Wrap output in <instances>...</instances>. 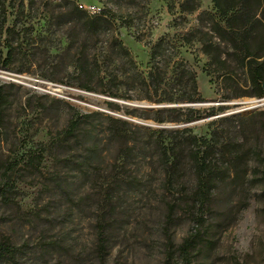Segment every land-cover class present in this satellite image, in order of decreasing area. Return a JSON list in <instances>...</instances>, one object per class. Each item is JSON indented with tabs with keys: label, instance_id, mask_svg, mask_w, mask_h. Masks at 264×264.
<instances>
[{
	"label": "rangeland",
	"instance_id": "374dc122",
	"mask_svg": "<svg viewBox=\"0 0 264 264\" xmlns=\"http://www.w3.org/2000/svg\"><path fill=\"white\" fill-rule=\"evenodd\" d=\"M199 1L200 11H211L210 0ZM115 3L119 9L114 13L111 0H3L6 10L3 28L12 26L16 12L22 8L33 26L12 37L13 62L7 67L0 65V86L10 98L3 111L1 128L5 139L0 144V168L9 162L12 165L5 197L0 195V241L5 239L17 248L13 264H102L95 254L94 230L96 220L102 216L112 225V230L107 231L108 252L103 264H264V92L260 98L223 100L228 87L210 82L204 71L207 60L199 45L182 44V35L194 27L197 13L182 22L168 14L164 0H115ZM74 6L86 12L104 10L115 14L111 36L128 50L143 76L149 69V46L157 40H167L175 61H183L193 70L202 100L155 104L112 99L79 89L76 84L84 82L73 75V62L81 55L92 62L101 55L100 47L107 40L106 37L92 40L84 49L78 42L69 45L65 34L74 39L71 28L63 25L58 29L56 24L61 17L59 12H69ZM128 9L133 12L132 27L122 17ZM3 39L0 38V51L4 53ZM118 55L121 56L119 51ZM99 60L101 70L127 69L121 63H112L105 54ZM90 84L97 90L102 88L97 81ZM65 103L81 114L97 112L125 121L131 126L125 127L128 132L139 128L135 130L137 142L150 137L147 130L172 132L188 128L197 138L204 139H209L210 132L216 130L218 142L226 145L212 156L219 170L210 184L211 210L201 218L193 216L197 207L190 199L195 179L189 145L184 139L187 133L182 139L185 151L184 170L177 182L180 191L174 195L164 191L163 174L158 168L152 171L150 167H142L137 176L141 181L133 180L136 166L131 165L132 161L124 170L120 166L110 169L124 144L120 140L108 141L109 123L104 118L91 116L87 121L103 149L105 164L98 166L99 171L95 167L84 173L78 168L81 155L70 147L71 141L64 145L66 148L47 147L42 151V146H48L50 139L64 129L73 113ZM187 108L198 110L200 117L185 123L153 121L182 119L188 115ZM170 109L179 111L166 112ZM157 110L165 112L159 114ZM127 111L137 113L132 116ZM222 118L243 120L233 126L227 121L219 123ZM105 144H111L112 148L106 150ZM236 151L243 158L234 176L231 158ZM30 156L35 157L33 162L29 161ZM120 170L127 175L126 188L133 181V185H143L144 191L124 196L123 190L117 193L115 186L109 187L114 199L108 202L104 197L105 184L118 177ZM89 175L93 182L90 190L84 184ZM167 204L173 207L175 215L166 232L163 216ZM187 238H193L194 249L188 256L179 255L177 246ZM169 240L173 249L167 246Z\"/></svg>",
	"mask_w": 264,
	"mask_h": 264
},
{
	"label": "trees",
	"instance_id": "16d2710c",
	"mask_svg": "<svg viewBox=\"0 0 264 264\" xmlns=\"http://www.w3.org/2000/svg\"><path fill=\"white\" fill-rule=\"evenodd\" d=\"M111 1L114 4L113 12L115 13L119 8L115 0ZM164 1L167 5L168 14L182 22L185 21L187 16L197 13L194 27L182 35V44L184 46L193 43L199 45L200 53L207 60L204 71L210 77V82L216 81L218 84H224L228 87L226 88V94L223 95V100L228 101L244 97L260 98L262 96L264 92V0H210L211 11H200L199 0ZM132 13L131 9L126 10L124 15L119 13L122 17L124 16L123 18L128 19V27L133 25ZM59 14L61 17L56 24L58 29H61L63 25H67L71 28V34L74 35L73 39L71 35L65 34L68 37L70 46L78 42L80 47L84 49L92 40L99 41L100 38L106 37V43L100 47L103 51L101 55L105 54V57L111 59L112 63L117 62L118 65L121 63L124 67H127V69L120 72L101 70L99 66L101 55L99 57L95 56L92 62L83 55L78 56L72 64V73L78 81L84 82L76 84L79 89L85 92L99 93L112 99L145 100L155 104H187L202 100L197 91L193 70L185 62L175 61L174 54L169 52L170 47H168L167 40L160 39L149 46V69L146 76H143L130 58L128 50L122 46L121 42L111 36V26L116 21L115 14L103 10L90 15L78 6H74L69 12H59ZM0 17L2 19L0 38L4 37L2 47L5 50L4 53L0 51V65L7 67L13 62L15 47L13 42H10L13 40L12 37L33 29V26L28 22L30 20L25 17L22 8L16 12L12 26L3 28L6 21L3 0H0ZM117 51L121 53V56H116ZM93 81H97L102 88L97 90L92 87L90 83ZM121 85L125 88L123 89ZM9 103V96L4 93L3 88L0 86V144L5 139L1 128L3 111ZM65 105L73 110L68 104L65 103ZM107 105L118 109V106L112 103H107ZM177 111L179 110H166L168 113H176ZM164 112V110L156 111L159 114ZM136 113V111H127V114L132 116ZM141 113L143 115L147 114L146 112ZM186 113L188 115L182 119H154L153 121L156 123H185L200 117L198 116L199 111L195 109L187 108ZM91 116L104 118L109 123L107 126L109 142L123 141L124 148L120 147L118 149L114 158L115 162L110 166V169L120 166L119 169L124 170L132 161L131 165L136 166L133 180L141 181L137 176L142 167H150L152 171L158 168L160 173L163 174L161 185L164 191L170 195L180 191L177 182L181 178L180 173L184 170L182 168V155L185 151L182 139L183 135L187 133L188 136L184 139L189 145L191 171L195 179L190 199L191 204L197 207L193 216L201 218L211 210L212 188L210 184L215 181L219 170L218 164L212 160V156L223 151L226 145L218 142L216 130L213 129L210 132L209 139L197 138L188 128L172 132L147 130L146 132L150 137L137 142L138 138L135 130H140L139 128L134 127L132 128L135 129L134 131L130 130L128 132L125 127L131 128V126L125 121L104 116L97 112L81 114L73 110L64 129L50 139L48 146H42V151L47 147L51 150L66 148L64 145H68L71 141L70 147L81 155V162L77 164L78 168L86 173L95 167H102L105 162L102 156L101 141L97 134L92 133V130L88 128L87 121ZM241 120L243 118H222L218 122L227 121L234 126L235 123ZM128 141L131 142L130 146L127 145ZM107 145L105 144L106 150L112 148L111 144ZM156 156L157 158L154 160ZM242 158L240 151H236L231 158L234 176L238 174L237 169L242 164ZM34 160L35 157H29L30 162ZM107 167L105 166V169ZM0 169H2L0 172V195L5 197L7 191L6 181L12 170L11 162ZM129 171L131 170L129 169ZM226 173L229 175L228 169ZM127 179L126 173L123 175L121 172L118 177L112 178L110 182L105 184L104 197L108 202H112L114 199V192L109 187L115 186L117 193L119 190H123L124 196L139 195L144 191L143 185H133L131 184L133 181L126 188ZM84 184H88V189H91L93 182L90 180V175L86 177ZM73 193L75 194V190ZM114 210V208L111 209V211ZM164 215V228L167 232L175 215V210L170 204L166 205ZM94 230L96 239L95 254L100 263L103 264L108 252L109 237L107 231L112 230V225H108L105 217L102 216L96 220ZM167 243L169 249L174 248L171 240ZM193 249V238H187L177 246L179 255L184 256H188ZM16 251L17 248L10 242L5 239L1 240L0 262L8 261L13 264Z\"/></svg>",
	"mask_w": 264,
	"mask_h": 264
},
{
	"label": "built area",
	"instance_id": "2783aa9c",
	"mask_svg": "<svg viewBox=\"0 0 264 264\" xmlns=\"http://www.w3.org/2000/svg\"><path fill=\"white\" fill-rule=\"evenodd\" d=\"M88 14L94 15V14H97V11L96 10H88Z\"/></svg>",
	"mask_w": 264,
	"mask_h": 264
},
{
	"label": "bare ground",
	"instance_id": "6f19581e",
	"mask_svg": "<svg viewBox=\"0 0 264 264\" xmlns=\"http://www.w3.org/2000/svg\"><path fill=\"white\" fill-rule=\"evenodd\" d=\"M253 103H251V105H252ZM249 105H250V103H249Z\"/></svg>",
	"mask_w": 264,
	"mask_h": 264
},
{
	"label": "water",
	"instance_id": "95a60500",
	"mask_svg": "<svg viewBox=\"0 0 264 264\" xmlns=\"http://www.w3.org/2000/svg\"><path fill=\"white\" fill-rule=\"evenodd\" d=\"M263 91H264V87H263Z\"/></svg>",
	"mask_w": 264,
	"mask_h": 264
}]
</instances>
